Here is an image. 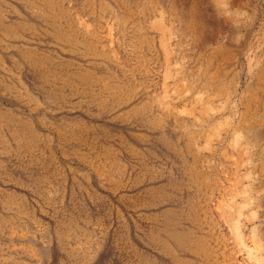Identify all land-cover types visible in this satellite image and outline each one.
Instances as JSON below:
<instances>
[{
  "label": "rangeland",
  "instance_id": "obj_1",
  "mask_svg": "<svg viewBox=\"0 0 264 264\" xmlns=\"http://www.w3.org/2000/svg\"><path fill=\"white\" fill-rule=\"evenodd\" d=\"M0 264H264V0H0Z\"/></svg>",
  "mask_w": 264,
  "mask_h": 264
}]
</instances>
